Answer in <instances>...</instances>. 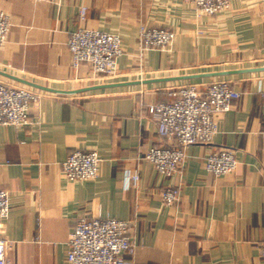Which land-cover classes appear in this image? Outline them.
<instances>
[{
  "label": "crops",
  "instance_id": "obj_1",
  "mask_svg": "<svg viewBox=\"0 0 264 264\" xmlns=\"http://www.w3.org/2000/svg\"><path fill=\"white\" fill-rule=\"evenodd\" d=\"M0 9L11 22L0 82L40 93L27 124H0V188L10 202L0 235L11 261L67 264L76 220L98 216L132 223L130 264H264V68L208 74L264 67V0H230L213 16L185 0H0ZM141 26L168 28L174 39L140 55ZM79 27L119 35L114 76L72 66L67 42ZM217 78L240 96L210 142L187 146L179 171L159 173L143 158L167 142L148 106L168 101L172 86L203 88ZM29 82L69 91L111 85L62 93ZM221 147L233 150L237 165L214 175L203 162ZM76 149L98 153L97 177L63 175L62 161ZM125 169L138 172L128 187ZM169 185L180 187L179 199L166 204L161 191Z\"/></svg>",
  "mask_w": 264,
  "mask_h": 264
},
{
  "label": "built area",
  "instance_id": "obj_2",
  "mask_svg": "<svg viewBox=\"0 0 264 264\" xmlns=\"http://www.w3.org/2000/svg\"><path fill=\"white\" fill-rule=\"evenodd\" d=\"M206 15H216L229 8L230 0H185ZM84 16L85 7L80 8ZM9 15L0 9V47L7 40ZM174 33L165 27L141 26L138 35L140 55L153 49H167ZM72 66L88 63L94 74L114 76L118 57L123 53L118 34L94 28L79 27L67 42ZM40 93L27 86H12L0 82V124L22 126L28 123L31 102ZM170 99L153 103L148 111L157 122L158 135L167 140L151 146L143 158L165 176L179 171L183 165L185 148L191 144L208 143L218 130L220 114L229 110L240 91L227 79H213L200 87L198 83H184L168 89ZM264 137V130L262 131ZM101 158L95 150L76 149L62 161V173L70 180L97 177ZM237 159L233 150L221 147L206 155L203 167L214 175L235 170ZM138 179L137 170L125 169L124 186ZM179 186L169 185L161 191L162 200L171 204L179 199ZM8 192L0 188V229L9 215ZM132 223L116 218L80 216L68 239L67 264H130L127 258L133 251ZM0 264H21L7 256L6 240L0 235Z\"/></svg>",
  "mask_w": 264,
  "mask_h": 264
},
{
  "label": "water",
  "instance_id": "obj_3",
  "mask_svg": "<svg viewBox=\"0 0 264 264\" xmlns=\"http://www.w3.org/2000/svg\"><path fill=\"white\" fill-rule=\"evenodd\" d=\"M264 67H258V68H250V69H243V70H229V71H220V72H214V73H208L210 75L212 74H227V73H234V72H239V71H247V70H257V69H263ZM194 75H188V76H184V77H193ZM28 84H31L35 87H38V88H42V89H47V90H52V91H57V92H62V93H66V92H76V91H83V90H88V89H93V88H97V87H102V86H106V85H111V84H105V85H93V86H87L85 88H81V89H78V90H56V89H51V88H46L44 86H40V85H37V84H33V83H28Z\"/></svg>",
  "mask_w": 264,
  "mask_h": 264
}]
</instances>
